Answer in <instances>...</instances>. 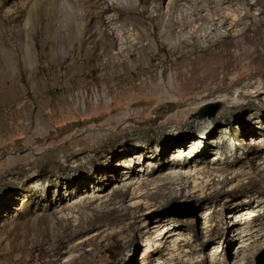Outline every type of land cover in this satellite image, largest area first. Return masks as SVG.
Here are the masks:
<instances>
[{
  "label": "rangeland",
  "instance_id": "1",
  "mask_svg": "<svg viewBox=\"0 0 264 264\" xmlns=\"http://www.w3.org/2000/svg\"><path fill=\"white\" fill-rule=\"evenodd\" d=\"M6 1L0 264H264V0H97L83 46Z\"/></svg>",
  "mask_w": 264,
  "mask_h": 264
},
{
  "label": "bare ground",
  "instance_id": "2",
  "mask_svg": "<svg viewBox=\"0 0 264 264\" xmlns=\"http://www.w3.org/2000/svg\"><path fill=\"white\" fill-rule=\"evenodd\" d=\"M86 4L88 7H91V8L99 6L97 0H7L5 6L9 5L10 8H9V10L4 11L2 23H4V25L9 23L11 25V28H18V29H22V30H34V28H36L39 25V23H40L39 21L43 22L42 17L45 15V17L47 18L46 19L47 23L43 22L45 27L49 26V29H54L58 26V22H60L59 20L61 18V15H65V18H66L65 21L67 23L65 26H67L68 29L71 31L72 40L73 41L79 40L80 46H83L86 43V41L90 39L89 38L90 36H89V34H88L89 32H87L86 28L84 29L82 35L78 36V33L80 31L79 29H81V27H83L81 24V21L82 20L87 21L90 19L92 20V19L96 18L98 15L100 16V14H99L100 12L99 13L97 12L98 14L95 15V14H93L92 10H89V11L85 10V12H83L82 9H84ZM113 8H116V6H114ZM28 10H29L30 17H28L27 20L22 24L21 17ZM83 13H84V15H83ZM42 22L40 25L43 24ZM86 25H87V22L84 24V26H86ZM83 51L84 50L79 51L78 55L79 56L83 55ZM221 52H223V51H221ZM74 54H73V56H74ZM218 56H220V55H218ZM225 63H226V61H225ZM216 68H218V66ZM197 141L199 142L200 140H197ZM180 151H181L180 153L183 152L181 147H180ZM188 175L191 176L192 174L189 173ZM177 176H178V174L177 175L173 174V176H172L173 180L176 179ZM193 180L195 183L194 188H197L201 185L198 183L199 181L197 178H194ZM136 190H137V194H136V196H134L131 199V201H132L133 206L140 207L141 206L140 194L143 191V189L139 185ZM210 217L211 216L209 214V219H210ZM135 218L136 219H135L134 224H137L139 222L138 219L140 217H139V215H137V216H135ZM160 224H163V223H160ZM160 226L161 225H159V227ZM160 228L163 229L165 227H160ZM161 229H159V231L156 233L157 234L156 235L157 236V242H156L157 245L158 244L160 245V243L158 241H161L162 242L161 244H163V242H168V240L171 239L172 242L174 243V245L176 246L178 240L177 239L175 240V237H176L175 236L176 235L175 226L173 228L171 226L167 227V230H165V231H163ZM242 232L246 233V230L244 229ZM146 241H147L148 246H149L148 248L152 249V247H153L152 246V241H153L152 235L148 234L146 237ZM244 259H245V257H242L241 262Z\"/></svg>",
  "mask_w": 264,
  "mask_h": 264
},
{
  "label": "water",
  "instance_id": "3",
  "mask_svg": "<svg viewBox=\"0 0 264 264\" xmlns=\"http://www.w3.org/2000/svg\"><path fill=\"white\" fill-rule=\"evenodd\" d=\"M221 105L219 103L208 104L202 109L195 117L205 118L210 117L213 118L216 116L217 112L220 110Z\"/></svg>",
  "mask_w": 264,
  "mask_h": 264
}]
</instances>
